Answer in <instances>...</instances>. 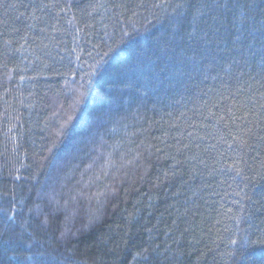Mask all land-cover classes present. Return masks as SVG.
Instances as JSON below:
<instances>
[{"label":"trees","instance_id":"trees-1","mask_svg":"<svg viewBox=\"0 0 264 264\" xmlns=\"http://www.w3.org/2000/svg\"><path fill=\"white\" fill-rule=\"evenodd\" d=\"M0 264H264V0H0Z\"/></svg>","mask_w":264,"mask_h":264}]
</instances>
